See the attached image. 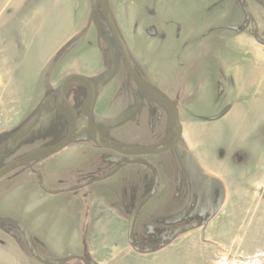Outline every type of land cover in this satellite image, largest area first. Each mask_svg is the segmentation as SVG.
Returning <instances> with one entry per match:
<instances>
[{
    "label": "rangeland",
    "instance_id": "374dc122",
    "mask_svg": "<svg viewBox=\"0 0 264 264\" xmlns=\"http://www.w3.org/2000/svg\"><path fill=\"white\" fill-rule=\"evenodd\" d=\"M106 3L139 77L176 103L180 118L185 113V121L210 123L208 146L229 160L224 198L211 176L206 184L220 190L209 200L206 184H182L189 173L176 148L142 156L148 165L127 163L86 134L31 164L47 181L68 178L58 187L64 193H45L35 175L20 176L16 168L8 173L17 177L11 183L0 178L1 215H17L34 249L60 264H264V63L234 40L244 14L264 39V0ZM239 56L245 64L234 81L231 61ZM74 70L80 73L70 75ZM70 76L94 83V126L104 144L154 151L171 143L169 109L132 81L102 12L93 15L92 0H0V133H17L50 88ZM64 141L62 132L39 124L0 166ZM146 195L128 234L130 210ZM22 208L27 219L19 217ZM199 223L168 242L176 229ZM165 233L166 247L155 252L129 245L142 247ZM0 264L43 263L14 230L0 233Z\"/></svg>",
    "mask_w": 264,
    "mask_h": 264
},
{
    "label": "flooded vegetation",
    "instance_id": "af4514ba",
    "mask_svg": "<svg viewBox=\"0 0 264 264\" xmlns=\"http://www.w3.org/2000/svg\"><path fill=\"white\" fill-rule=\"evenodd\" d=\"M100 11L101 10L99 9L98 12H100ZM251 19H252V17H251ZM246 22L249 23L247 27L253 31L254 27H253V25L250 24L249 21L245 20L243 25L246 24ZM107 26H108V24H107ZM108 29L110 30L109 26H108ZM110 32H111V30H110ZM256 38H257V36H256ZM258 40H260V39H258ZM261 42L264 44L263 38L261 39ZM127 72H128V70H127ZM128 75L130 76L129 72H128ZM130 78H131V76H130ZM65 80L56 89L49 91L45 95V97L43 98V100L40 103V105L38 106V108L26 120L24 125L21 127L20 130L17 131V133H15L12 136H8L7 134L0 133V161H1V159H6L12 155L13 151L15 150V147L17 146V144L19 142V141L18 142L13 141L15 136L26 126V124L30 120H32L33 118H35L37 116H38L39 120H38L37 124L35 125V127L40 124L42 126V128H54L55 130L60 131L65 135L66 141L71 136H73L75 133L78 132L79 128L82 127L83 123L87 124L89 127L94 126V118H93V111H94L93 106L94 105H92L93 95L91 92L90 85H85L84 83L81 85H74V84H72L73 82H71L64 89V97H62L60 95V88L63 85V83L65 82ZM132 81L134 82L133 79H132ZM142 90L146 91L145 89H142ZM154 91L159 96L160 93L156 89H154ZM146 92L148 93V95L151 98L157 100L150 92H148V91H146ZM46 100H47V105L42 106V103ZM86 134H89L91 136L92 141L95 144L94 134L92 132H88ZM66 141H64V142H66ZM101 141H102V139H101ZM64 142H62V143H64ZM33 153L34 152L23 154V155L18 156L16 158H12V159H10V161L8 163H5L2 166H0V169L5 167L6 165H8L10 163L19 162V161L29 157ZM123 157L126 160L127 157L126 156H123ZM37 158H35L32 162L28 163L27 165L20 167L21 168V170L19 172L20 176H22V175L23 176L35 175L36 182L38 183L39 188L42 191H44L45 193H48L43 189V187H44L46 189L48 188V190L50 189V191L55 192V193H48V194H52V195L53 194H59V193L61 194L62 189H60L58 187L67 185L68 184V178H66V177L60 178L59 176H56L53 179L50 178V179H52V181H51V184H49L50 181L49 180L47 181L44 174L39 173V171L31 165ZM140 158H142V156H140ZM185 165L187 166L189 176H187L184 181H181L182 184H187V185L191 184V186H193V185L201 184V183L204 185L206 183H209L208 181L201 180V178L198 177L197 173H195L189 167V165L186 162H185ZM5 176H7L5 179L6 183H11L15 178L14 177L15 175L10 176L9 174H6ZM206 186H207V189L209 190L208 195L210 197L207 198L209 200V199H211V195H213V197H214V192L212 193V191H215V189H217V188L219 189L220 187H218L219 185L217 186L216 184H214L212 182L208 185L206 184ZM50 187H55V188L52 189ZM189 189L191 190L192 187H190ZM188 200L189 201L194 200V196L193 197L191 196L190 199H188ZM16 216L17 215H13L11 213H3L1 215V211H0V233L7 234L10 236V232L14 231V230L20 234H23L21 228H25L27 231L29 230L28 227L24 223L18 221L15 218ZM27 216H28V211L26 210V208H22L21 213L19 215L20 219L21 218L24 219V217H27ZM186 226H189V225H186ZM186 226H184V227H186ZM10 227H12V229H14V230L9 229ZM184 227L178 228L176 230L182 229ZM169 232H171V231H169ZM169 232H167V233H169ZM167 233L163 234V236H161V237L156 235L154 238L146 241V244L142 247H135L132 245V248L133 249L135 248L134 250L138 251L139 253H152L156 248L165 244V240L167 239V237H166ZM170 236H168V241H169Z\"/></svg>",
    "mask_w": 264,
    "mask_h": 264
},
{
    "label": "water",
    "instance_id": "95a60500",
    "mask_svg": "<svg viewBox=\"0 0 264 264\" xmlns=\"http://www.w3.org/2000/svg\"><path fill=\"white\" fill-rule=\"evenodd\" d=\"M92 4H93V15H94V17H96V14H97L99 9L101 10L103 16L105 17L106 22H107V24H108V26L112 32V35L115 38L116 43L121 50L126 68L129 72L131 78L134 80V82L138 85V87L140 89H145L146 91L150 92L157 99V101L163 103L169 109V111L173 117V134L175 135L173 142H171L170 144H168V145H166V146H164L158 150H154V151L118 148L115 145L102 143L101 137H100V134H99V131L97 130V128H95L94 126L89 127L87 124L83 123L82 127L79 128L78 132L75 133L73 136H71L66 142L58 144V145H56L52 148H49V149L38 150V151L34 152L33 154H31L29 157H27V158H25L19 162H13V163H10V164L6 165L5 167L1 168L0 169V178L3 177L4 175L8 174L9 172H11L12 170H14L16 168H20V167L27 165L28 163L32 162L37 157L43 156L45 154L58 152L64 148L68 147L74 141L83 137L86 133L92 132L94 134L95 144L98 147L118 151L120 154L127 157L125 160L127 163H140L143 165H148V163L146 161H144L142 158H140V156H145V155H149V154H160V153L166 152L170 149L176 148L184 156L185 162L189 165V167L195 173H197L198 177L201 179L208 180L209 177L199 171V169L197 168L195 163L192 161L189 153L186 150H184L182 147H180V145H179L180 139L182 137L183 127H182L181 121L179 120V109H178V107L174 103H172L171 101L166 100L164 97L158 96L157 93L154 91V89L139 77V75L137 74V71L135 70L133 62L131 60L127 45H126L125 41L123 40V38H122V36H121V34H120L116 24H115L114 18H113L112 14H111L108 6H107L106 0H92ZM247 26H248V23H246L243 26L241 31L245 30ZM73 81H79V82L84 83L85 85H90L91 92L93 95L92 105H94L95 100H96V90H95L94 83L90 79H86V78L78 77V76L68 77L60 88V95L62 97H64V89L67 87V85L69 83H71ZM45 105H47V100L42 103V106H45ZM38 120H39L38 116L33 118L32 120H30L26 124V126L15 136L13 141L18 142V141L24 139L25 137H27L30 134V132L33 130L35 125L37 124ZM113 175H114V173H109L107 175L99 177L98 180H104V179L109 178ZM210 180L214 181V183H217L218 185H220L222 187L221 196L224 198V188H223L222 184L214 178L210 177ZM43 189L48 193H55V192L50 191L44 187H43ZM74 189H76V188H74ZM74 189H72V190H74ZM148 200H149V196L144 198L142 201H140L135 206V208L130 211L131 215H130V219H129L128 234L132 233L136 218H137L140 210L148 202ZM196 228H197V224H192V225L186 226L182 229L174 231L171 234V236L169 237V242H173L181 234L190 232L192 230H195ZM21 230L25 236L27 248L35 259H37L38 261H40L43 264H58L57 262L48 260L44 256L40 255L34 249V247L32 245L30 233L25 228H21Z\"/></svg>",
    "mask_w": 264,
    "mask_h": 264
},
{
    "label": "crops",
    "instance_id": "0c3cea01",
    "mask_svg": "<svg viewBox=\"0 0 264 264\" xmlns=\"http://www.w3.org/2000/svg\"><path fill=\"white\" fill-rule=\"evenodd\" d=\"M92 6H93V4H92ZM249 14H250V12H248L247 15H249ZM245 20L248 21V17L245 16V14H244V21ZM253 20H254V18H253ZM244 21H243V23H244ZM93 23L94 22L92 19L91 23H90L91 26H93ZM244 25L242 24L241 26H239L237 28V31H238L237 34L238 35L234 39L235 42H237V44L240 45V47L242 48L243 52L246 55L254 56L255 58H253V60L256 63H264V49H263L264 44L260 45L262 43H260L258 41V39L256 38L257 35H256V32H254V28L252 31L250 28L246 27L245 30L241 31V29L243 28ZM243 33H249L251 35V36H249L250 39L243 38L242 37L244 35ZM249 47H250V50H249ZM243 60L244 59H242L239 56L238 58H235L231 61V67L234 71V77H233L234 81L240 80L242 69L244 68L243 63H242ZM244 64H245V60H244ZM77 73H80V72L77 70H74V71L70 72V75L77 74ZM98 75L99 74L97 73V74H89V75H83V76L95 79ZM58 86L59 85L54 84L50 88L49 91L56 89ZM250 87H251V85H250ZM174 104L177 106L176 103H174ZM183 116H185V113L182 114V117L180 118V112H179V118H180V121H181V124L183 127L182 137L180 139V142H182V144L179 142L180 147H182L184 150H186L189 153L192 161L195 163V165L197 166V168L199 169V171L201 173L208 175V176H211V178L218 180L219 182H221L223 188H225L223 181L226 179H229V177H227L225 175V172H226L225 169L228 168V163H229L228 161L229 160H228L227 156H223L221 159L218 158L216 156V154L214 153V151L212 150L211 145L208 146L209 138H208L207 133H208L209 128H210V126H209L210 123L205 122L204 120H199V119L194 118L192 116H191L192 121H185V119H183ZM180 155L182 157V161L185 164V159H184V156L181 154V152H180ZM52 179H49V181H50L49 184H51ZM69 188L70 187H68V189ZM65 191H66L65 189L62 190V193H64ZM129 216H130V213H129ZM24 218L27 219L28 216L24 217ZM129 219H130V217H129ZM123 221H127V220L123 219ZM127 223H129V220L127 221ZM128 230H129V228H128ZM129 245H130V243H129ZM130 247H132V246L130 245Z\"/></svg>",
    "mask_w": 264,
    "mask_h": 264
},
{
    "label": "trees",
    "instance_id": "16d2710c",
    "mask_svg": "<svg viewBox=\"0 0 264 264\" xmlns=\"http://www.w3.org/2000/svg\"><path fill=\"white\" fill-rule=\"evenodd\" d=\"M159 96H161V94H159ZM172 116V115H171ZM172 122H173V117H172ZM174 134L172 135V139H171V142L173 141V139H174ZM201 180H203V181H206L205 179H201ZM146 197H148V195H146L144 198H146ZM137 205V204H136ZM135 205V206H136ZM134 206V207H135ZM133 207V208H134ZM133 208H132V210H133ZM130 215H131V212H130ZM197 227H200V223L197 225ZM169 242V241H168ZM169 243H172V242H169ZM130 245L132 246L133 245V240L132 241H130ZM166 246H165V244H163V245H161L160 247H158V248H156L153 252H155L157 249H163V248H165ZM58 264H60L59 262H57Z\"/></svg>",
    "mask_w": 264,
    "mask_h": 264
}]
</instances>
